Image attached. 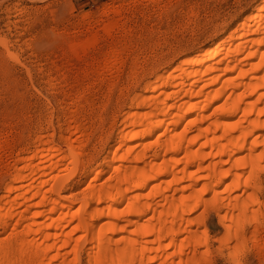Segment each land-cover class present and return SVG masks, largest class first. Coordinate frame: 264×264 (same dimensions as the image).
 I'll return each instance as SVG.
<instances>
[{
    "label": "bare ground",
    "instance_id": "obj_1",
    "mask_svg": "<svg viewBox=\"0 0 264 264\" xmlns=\"http://www.w3.org/2000/svg\"><path fill=\"white\" fill-rule=\"evenodd\" d=\"M246 13L210 45L144 78L119 109L120 124L89 150V135L78 141L84 128L65 121L57 132L34 134L30 152L17 151L0 172V264H213L211 250L235 260L247 239L257 245L264 228V0ZM120 39L105 54L106 69L125 62L116 59ZM0 47L16 58L2 37ZM78 102L89 104L76 95L71 103ZM83 174V189L71 191ZM213 217L219 238L209 235Z\"/></svg>",
    "mask_w": 264,
    "mask_h": 264
},
{
    "label": "rangeland",
    "instance_id": "obj_2",
    "mask_svg": "<svg viewBox=\"0 0 264 264\" xmlns=\"http://www.w3.org/2000/svg\"><path fill=\"white\" fill-rule=\"evenodd\" d=\"M147 1L0 0V37L16 54V60L10 59L0 47L1 173L13 165L19 151L32 150L34 134L57 132L56 127L65 121L73 128H84L78 141L84 143L83 135H89L91 143L84 147L89 150L110 124H120L128 96L143 89L144 78L170 68L197 45H210L247 15L246 9L254 2ZM111 12L119 20L110 22ZM117 37L125 47L116 59L125 62L106 69L111 58L105 54ZM134 75L139 80L135 84ZM76 95L89 104H72ZM45 120L55 129L45 128ZM84 175L71 191L83 189ZM4 178L0 174V187ZM208 231L211 238H219L222 231L215 217L208 220ZM244 231L248 237L252 229ZM257 240L256 246L249 239L241 244L235 260L211 250V262L264 264V244H260L264 243V228Z\"/></svg>",
    "mask_w": 264,
    "mask_h": 264
}]
</instances>
